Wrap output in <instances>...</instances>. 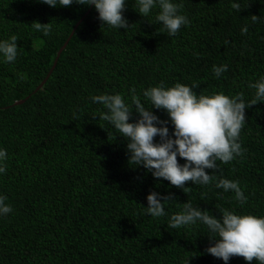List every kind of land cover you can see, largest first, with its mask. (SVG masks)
<instances>
[{
    "label": "trees",
    "instance_id": "trees-1",
    "mask_svg": "<svg viewBox=\"0 0 264 264\" xmlns=\"http://www.w3.org/2000/svg\"><path fill=\"white\" fill-rule=\"evenodd\" d=\"M134 3L126 0L123 12L132 26L117 30L104 27L91 5L0 0V39L17 35L20 52L14 64L0 63V146L9 154L0 193L13 208L0 217V264H180L188 256L190 264H225L205 251L212 242L206 227L173 229L167 216L146 214L150 191L173 194L169 216L188 200L217 217L223 208L264 215V102L245 110L243 157L207 170L240 181L249 198L241 206L234 193L191 181L185 193L132 165L126 138L100 120L102 105L89 99L105 91L130 96L132 88L140 94L161 81H195L197 94L223 90L251 99L248 82L264 74V0H240L239 11L229 0H183L190 24L175 36L155 21V10L142 17ZM252 15L261 19L253 23ZM33 22H50L52 31L44 36ZM221 63L228 70L216 78L212 66ZM138 118L133 110L130 121ZM228 264L248 262L232 256Z\"/></svg>",
    "mask_w": 264,
    "mask_h": 264
},
{
    "label": "clouds",
    "instance_id": "clouds-1",
    "mask_svg": "<svg viewBox=\"0 0 264 264\" xmlns=\"http://www.w3.org/2000/svg\"><path fill=\"white\" fill-rule=\"evenodd\" d=\"M50 7L70 6L73 3L93 5L102 24L114 29L128 30V20L123 12L126 0H40ZM231 9H241L240 0H229ZM183 0H135V10L148 17L155 10V21L169 36H175L190 20L181 9ZM261 17L251 16L253 23ZM34 30L48 36L52 24L33 22ZM241 34L248 32V25L240 28ZM15 34L0 39V63L14 64L20 55ZM225 44L229 41L225 40ZM228 70L227 63L213 64L212 73L216 78ZM19 80H26L27 75L17 73ZM248 88L254 90L251 99L243 92L235 94L223 90L209 94L194 91L198 87L176 82L166 86L163 81L141 89L130 90V96L122 92H102L92 94L89 99L93 104L102 105L100 120L108 122L113 129L126 138V148L130 153V162L134 166H143L157 180H166L170 185L181 188L185 193L191 187L185 183L191 181L195 186H213L224 193H234L232 199L243 206L248 201L238 179H229L215 170L221 164H228L243 157L246 149L242 146L240 134L247 123L245 110L257 102H264V74L248 82ZM146 100L150 107L142 102ZM153 109L166 111L168 120L161 119ZM133 110L139 118L130 121ZM169 123L172 125L170 133ZM159 137L155 141V137ZM178 156L184 160L178 161ZM9 154L0 146V176L6 174ZM220 162L219 165L217 162ZM203 195V194H202ZM219 196L220 193H217ZM146 214L151 218L168 217V227L173 229L188 228L194 225L206 227L210 245L205 249L208 254L222 259L225 264L232 256H242L248 264L253 259L257 264H264V215L235 209H220L217 217L209 210H202L188 200L182 203L179 211L170 216L165 205L173 200V194L167 195L150 191L147 196ZM8 196L0 193V217H6L13 211L7 202ZM211 212V214H210ZM180 264H190L189 256Z\"/></svg>",
    "mask_w": 264,
    "mask_h": 264
},
{
    "label": "water",
    "instance_id": "water-1",
    "mask_svg": "<svg viewBox=\"0 0 264 264\" xmlns=\"http://www.w3.org/2000/svg\"><path fill=\"white\" fill-rule=\"evenodd\" d=\"M93 5H91V7H92ZM89 12H90V10L83 16V18L81 19V20H79V22L76 24V26H75V28L73 29V31L71 32V34H70V36H69V38L67 39V41L64 43V45L59 49V51H58V53H57V57H56V59H55V62H54V65H53V68L56 66V64H57V61H58V59H59V57H60V55H61V53L64 51V49L67 47V45H68V43H69V41H70V39L72 38V36L74 35V33H75V31H76V29H77V27L80 25V23L83 21V19L89 14ZM53 68H52V70H53ZM51 70V71H52ZM48 78V75H47V77H46V79ZM46 79L38 86V88H37V90L38 89H40L42 86H43V84L46 82ZM23 101H18V102H16V104H20V103H22Z\"/></svg>",
    "mask_w": 264,
    "mask_h": 264
}]
</instances>
